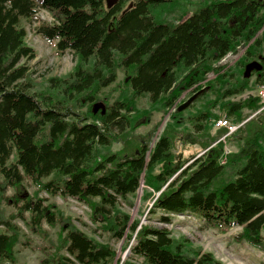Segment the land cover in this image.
I'll return each mask as SVG.
<instances>
[{"label":"trees","instance_id":"obj_1","mask_svg":"<svg viewBox=\"0 0 264 264\" xmlns=\"http://www.w3.org/2000/svg\"><path fill=\"white\" fill-rule=\"evenodd\" d=\"M112 2L0 0V264H20L16 247L28 244L16 219L44 237L42 220L59 227L56 240L48 238L53 252L40 264H137L80 230L72 216L45 203L42 191L86 205L96 229L122 239L121 249L128 247L145 264H224L186 237L174 238L169 229L131 219L120 209L119 200L133 205L141 178L147 189L140 199L152 201L148 212H164L163 220L191 213L206 225H237L239 240L264 249V109L258 96L222 103L232 123L248 116L245 108L259 110L236 129L237 151L225 152L220 140L211 146L224 127L207 141L177 135L176 119L152 145L151 133L134 132L149 114L136 108L140 96L166 111L195 84L192 92L209 84L218 97L242 92L251 74L264 84V0ZM37 4L51 20L38 23L35 32L76 57L71 72L48 77L41 86L29 76L27 61L35 51L21 24L34 21ZM240 45L245 49L236 64L250 59L257 67L220 72L225 66L213 64ZM120 67L124 79L116 83ZM210 71L213 83L206 80ZM228 79L237 83L232 87ZM216 102L208 101L191 118L202 135L208 119L219 118L210 110ZM176 141L210 147L182 168ZM115 142L121 147L112 150ZM23 179L34 186L32 193H19ZM8 186L14 189L10 196ZM5 202L14 208L8 214Z\"/></svg>","mask_w":264,"mask_h":264},{"label":"rangeland","instance_id":"obj_2","mask_svg":"<svg viewBox=\"0 0 264 264\" xmlns=\"http://www.w3.org/2000/svg\"><path fill=\"white\" fill-rule=\"evenodd\" d=\"M112 1L115 3L117 0ZM129 3L131 2L128 1L127 5ZM188 7L189 5L187 8ZM34 18L35 19L32 22L22 20L21 24L24 26L26 31L25 42L35 51V57L27 61L30 74L29 76L36 86H41L48 77H62L71 72L74 65L76 64V57L69 49L59 51L55 46V40H45L35 32L34 27L38 23L51 20L50 13L41 8L39 4H37ZM244 49L245 47L240 45L237 47L236 51L227 53L223 58L215 62L213 65H224L225 67L221 69L220 72H223L224 69H226L227 72H235L236 68L239 69V67L242 69L245 68V70L248 72L251 65L257 67L255 61L248 59L245 60V63L242 65L236 64V61H238L240 56L243 54ZM214 76L215 74L210 71L206 75V80L211 79L210 82L213 83L212 78ZM123 77V69L120 67L118 68L117 79L115 82H121L124 79ZM255 77V75L251 74L248 84L242 92L228 94L224 97H218L216 95V91L210 87L209 84L200 85V87H198L195 92H192L194 87L197 85L195 84L192 87L185 88L180 97L177 98L175 103L171 107H168L166 111L164 109L154 108L147 95L140 96L136 100V108L148 109L149 114L148 117L144 119L143 123H140L134 129V132L136 134L151 133L152 136L150 138L149 144L152 145L163 128L173 120L178 119L181 123L177 126V135L184 133V135H190L192 138L204 136L203 138L208 141L209 137H213L217 134V130L219 128L215 125V120H213L215 118L210 117L208 119L206 124L208 125L207 134L202 135L204 130H197L195 128L191 120L192 116L196 114L198 110L202 109L208 101H217L215 105L210 108V110L219 118L225 117L227 119L228 117V119L232 121L234 116L228 115L227 108L225 105L222 106V103H229L230 101H242L243 99L251 96H258L262 104L259 110L264 109V97L260 94V90L263 89L264 84H256L254 80ZM204 81L201 83H204ZM236 83V80H229V85L232 87ZM261 86L263 87L259 88ZM101 102L102 101L93 103L92 107H99L98 105H100ZM184 103H186V105L179 109V106L183 105ZM259 110L255 113H251L249 109H243L242 114L248 116L242 121H236V123L233 122V124H235L238 128L243 122L256 115ZM175 112H177V114L180 112V114H176V118L173 119L172 115ZM155 126L156 128L154 129ZM236 129L228 135H224L225 133H223L219 136V138H215L216 140L211 143V146L220 140L223 143L225 152L237 151L238 138L236 137V134H234L236 133ZM120 147L121 143L115 142L111 146V149L117 150ZM209 147L205 148L199 143H190L189 141H186V143L183 144H180L177 141L175 142V151L180 153L181 159H185L182 168L192 162L197 156H199ZM143 189H147L144 184L141 187V195ZM19 190L20 194H30L34 190V186L28 179H23L22 186L19 188ZM13 191L14 189L8 186L6 196H10ZM137 194L138 189L135 196L132 198L134 202L132 206L127 205L123 200H119L120 209L122 211L129 212L130 215L132 214V219L139 218L142 223L151 224L156 227H165L170 230L171 235L174 238L186 237L192 243V246L200 247L203 251L210 252L215 258L219 259L224 264H264V249H259L247 241L243 239L239 240L236 237L241 231L240 226L235 225L229 228H221L217 226L206 225L201 223L199 218L191 213L170 214L169 220H163L162 217L165 216L164 212L159 210L153 214L148 212L149 208L151 207V199L141 200L139 198L138 203L135 207H133ZM40 196L46 197L47 200L45 203H54L58 209L63 211L64 214L72 216V222L87 235L97 239L100 242H108L115 248L116 255L121 256V259L123 258L128 247L126 249H121L123 244L122 239L115 240L110 238L108 234L103 232L100 228L97 227L96 229L97 224L92 223L89 220V209L86 205L79 203L70 197H62L58 194L47 195L44 191L40 192ZM2 207L6 214L14 210L13 206L11 204H7L6 202ZM15 222L22 228L24 236L28 240L27 245H18L16 247L17 252L15 256L17 262L20 264H40V259L46 257L45 254L53 252L54 247L50 244L48 238L54 242L57 238L59 227L57 225L54 227L49 226L44 220H42L41 227L47 232V236L44 237L38 233L32 232L22 220L16 219ZM133 243L134 241L131 239L129 244ZM127 256L131 257L137 264H145L142 261V258L138 257L137 255H133L128 252ZM115 263L116 260L112 262V264Z\"/></svg>","mask_w":264,"mask_h":264},{"label":"built area","instance_id":"obj_3","mask_svg":"<svg viewBox=\"0 0 264 264\" xmlns=\"http://www.w3.org/2000/svg\"><path fill=\"white\" fill-rule=\"evenodd\" d=\"M262 87L263 86H261L259 88H262ZM260 94H261V96L264 97V87H263V89L260 90ZM215 125L218 127H225L227 129V132L224 135H228V134L232 133L237 128V126L235 124L231 123L225 117L218 118L215 121Z\"/></svg>","mask_w":264,"mask_h":264},{"label":"water","instance_id":"obj_4","mask_svg":"<svg viewBox=\"0 0 264 264\" xmlns=\"http://www.w3.org/2000/svg\"><path fill=\"white\" fill-rule=\"evenodd\" d=\"M190 101V100H189ZM186 105V103H184L183 105H180L179 106V109L183 108L184 106ZM143 186V178L140 179V185H139V188H138V194H137V197H136V201H135V204L133 207L136 206V204L138 203V200L140 198V195H141V187ZM131 219H132V214H131ZM129 252V250L127 249L124 253V256L122 259H124L126 256H127V253Z\"/></svg>","mask_w":264,"mask_h":264},{"label":"bare ground","instance_id":"obj_5","mask_svg":"<svg viewBox=\"0 0 264 264\" xmlns=\"http://www.w3.org/2000/svg\"><path fill=\"white\" fill-rule=\"evenodd\" d=\"M170 215V214H169Z\"/></svg>","mask_w":264,"mask_h":264}]
</instances>
